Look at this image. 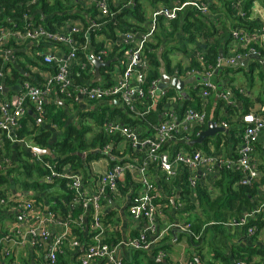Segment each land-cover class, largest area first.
I'll return each instance as SVG.
<instances>
[{
	"label": "built area",
	"instance_id": "built-area-1",
	"mask_svg": "<svg viewBox=\"0 0 264 264\" xmlns=\"http://www.w3.org/2000/svg\"><path fill=\"white\" fill-rule=\"evenodd\" d=\"M123 1L89 0L93 7L88 15L89 18L85 21L86 25L82 20L76 19L70 21L65 29L51 31L41 22H34L30 15H23L19 25L16 23L0 25V172L6 171L12 165V154L6 151L5 144L9 142L11 145H24L30 152L31 162L38 164L44 172L39 183L48 186L55 182H66V187L72 194L71 206L79 210L75 219L70 216L55 219L54 214L48 210L43 215L40 214V210L36 211L33 201L29 198L32 195L30 191L21 193L11 191L6 198H0L2 211L5 210L21 221L25 219L29 224V228L23 233L17 232L20 237L15 244L24 247L28 242L29 246L36 250L47 243L44 264H58V256L63 253L62 246L72 236V226L80 234H86L89 237V243L85 245H81L82 243L75 238L71 241L72 248L81 249L78 264H94L98 261L104 264H123V260L118 257V246L104 241L105 228L101 208L102 202L108 196L118 194L119 182L126 174L136 173L141 187L140 191L127 202V215L131 223L144 221L146 224L127 239L124 246L134 252L144 253L153 251L163 238L161 234H158L156 223L162 208L157 186L163 184L170 187V182L178 175V169L182 168L186 172V183L188 192L192 195L193 208L197 207L196 189L202 177L196 172L201 167L210 174L218 175L223 171L239 173V180L236 182L238 187H250L259 179V169L253 156L258 135L264 129V114L250 112L241 116L244 130L237 155L233 159L221 160L207 156L205 153L203 155L201 152L192 154L179 147L189 144L193 136L198 137L200 131L196 133L195 129L201 128L206 123L204 107L212 93H216V99L223 102L227 108L234 107L236 98L230 94V91L217 87L211 77L225 64L233 66L248 57H264V26L249 33L241 29H233L231 39L239 43L240 49L233 57L224 58L223 55H219L214 66L206 67L202 53L197 50L194 51L193 59L197 66L192 65L190 69H184L181 72L175 70L172 75L166 74L164 70L165 80L162 79L160 72L159 77L150 80L148 78L150 66L144 54V48L154 40L160 23L174 22L179 14L188 8L208 18L214 0L183 2L170 0L168 6L153 11L150 24L144 31L122 30L119 36L115 37L116 43L113 46L96 45L95 41L91 44L89 40L92 34L94 40L96 32L100 31L105 24H117L115 15L118 12L134 5V0H126L125 3ZM243 1H230L231 10L242 19L246 16L242 10ZM35 2L36 0L27 1L24 5L28 7ZM115 3L118 4L116 12L112 10L115 8ZM77 37L84 38L85 42H80ZM25 43H31L36 48L52 47L58 49L61 54L41 52L37 56L40 65L27 63L25 66L27 72L24 70V73H21L23 78L18 77L12 85H8L9 81L13 80L12 68L17 70L15 53ZM256 44H260L261 47H256ZM114 47L115 50H113ZM116 51L118 52L117 62L121 66L119 73L115 74L112 70L116 64L115 61L108 68H103L105 72L102 78H99V82H93L95 75L93 62L110 61L112 54ZM72 67L78 69L83 81H78L79 78L74 76ZM31 75L35 76L36 82L30 80ZM192 78H195L198 83L201 105L198 110L190 106L185 107L183 104L184 99L187 98L185 93L182 95L171 85L172 79L185 81ZM189 86L192 87V84ZM56 100L62 101L67 113L75 109L80 112L79 109L82 106H84L83 110L95 111L103 105L113 107L115 103L122 113L142 120L148 113L155 111L160 101L165 100L166 107L161 114H157V125L152 128L146 122L151 132L145 136L140 133L139 127L129 128L121 124L120 118L110 120L106 116L100 131L106 135L120 137L119 144L124 154L116 162L115 156L111 154V147L106 145L99 151L104 157L114 158V164L102 174L88 175L69 164L57 167L55 163L59 159L53 152V159L56 161L50 158L45 160L37 154L35 146L18 139L16 135L26 114H33L39 125L45 119V106ZM178 109L182 111L178 112ZM221 126L226 128L227 124L223 123ZM54 127L52 125V128ZM170 143L174 145L171 153L168 150ZM128 152L130 154L125 158L124 155ZM86 154L83 152L81 155L85 158ZM152 172L155 180H152ZM171 197L175 198L174 195ZM263 210L264 193L259 200L257 199V205L251 211L243 213L237 221L224 223L223 226L238 229L243 239L250 240L259 232L256 226L246 227V225L249 221L256 220ZM51 224L61 229L58 235L51 232L48 227ZM212 225L216 223L210 222L204 226ZM204 226L199 233L193 232L190 222L177 224L175 227L187 233L194 241H200ZM262 246L264 247V243ZM12 254V248L10 249L1 238L0 260H5L8 264H19ZM165 257L164 250L157 251L155 255L157 260H163ZM257 263L264 264V259L253 257L250 260L232 261V264ZM187 264H193V262L189 261Z\"/></svg>",
	"mask_w": 264,
	"mask_h": 264
},
{
	"label": "crops",
	"instance_id": "crops-1",
	"mask_svg": "<svg viewBox=\"0 0 264 264\" xmlns=\"http://www.w3.org/2000/svg\"><path fill=\"white\" fill-rule=\"evenodd\" d=\"M75 4L76 9H80L79 12L82 15L85 21L89 18L88 15L92 12L93 4L89 2V0H71ZM135 1V0H134ZM167 4H164L161 0H139L138 4L142 8L141 2H147L150 5V9L145 14V18L147 19L148 16V23L147 25L143 26V29L148 28L150 24L151 14L157 8L168 6L170 4V0ZM188 1V0H185ZM232 0H214V5L211 8L210 14L208 15V21L210 24L215 28V35L212 38L208 39V43L217 42L219 44L218 51L220 55H223L224 58L233 57L236 53L240 51L239 43L235 40H232L229 37L230 30L232 28H239L245 32H252L259 30L261 27L264 26V0H244L242 5V10L246 13L245 18L238 17L233 11H229V2ZM142 5V6H141ZM118 7V4L115 3V8ZM228 10V11H227ZM122 12V11H120ZM144 12V11H142ZM118 14V13H117ZM117 15H115V22L118 24ZM245 19V20H244ZM69 20L65 22L61 27L57 29H65L70 24ZM85 21L83 22L84 25ZM245 21V22H244ZM128 23H132L131 20ZM117 24H105L103 28L99 31L98 34H95L94 41L96 45H107L113 46L115 45V37L119 36L120 30L117 27ZM135 25V23H132ZM113 38L108 37L107 34L111 33V26ZM242 25L244 26L243 28ZM110 26V27H109ZM141 27V26H140ZM56 29V28H55ZM131 31H134V28H131ZM130 30V29H129ZM68 31V30H65ZM141 31V30H138ZM110 36V35H109ZM205 39L199 38L195 45L188 46L186 50L187 53H173V59L176 57V61L181 64V70L186 69L188 66L193 64L194 59V51L198 50V47L205 48L204 44ZM256 47H261L260 44H256ZM115 50V47L113 48ZM192 50V51H189ZM50 52L53 55L61 54L58 49H54L52 47H43V48H36L31 43H25L21 46V49L15 53L17 59V70L18 74L24 73L25 66L27 63L32 60L33 62L36 61L39 63V54L41 52ZM177 54V55H176ZM118 52H114L112 54L111 63L116 61L113 69L115 74H118L121 66L118 65ZM171 55V54H170ZM34 65V64H32ZM226 67V66H225ZM253 67V68H252ZM252 68V69H251ZM226 69H230L231 71L226 72L223 77H218V82L221 84V87L225 90L234 89L238 91V93L242 94L246 99H248L252 106L249 109V112H253L256 114H264V57L261 58H252L248 61L246 66L238 65L237 67H226ZM72 73L75 77L79 78L78 81L82 80L79 71L76 67H72ZM25 72H27L25 70ZM105 70L103 68L99 70L100 79L102 78ZM217 75L219 71L216 72ZM34 75V74H33ZM30 80L32 82H36L35 76H30ZM93 82L96 81V76L92 80ZM86 83V82H84ZM198 83L194 81L192 83V87L187 85L184 88V93L187 99L192 102V107L198 104L199 100L198 95L199 93H195L198 91L197 89ZM192 88V89H191ZM191 91H192V99H191ZM190 93V94H189ZM234 97L236 96L233 94ZM186 99V98H185ZM65 112H68L66 107L63 106L62 101H55ZM51 103V104H54ZM64 105L65 102H64ZM100 106V105H98ZM107 106L110 110L113 111L114 109L109 105ZM113 106L117 107L114 103ZM208 109V107H210ZM216 106V93H212L205 104L204 110L206 112V118L213 117L214 107ZM84 108V106H82ZM82 108L79 111H90V110H83ZM89 109V108H86ZM120 111V109L117 107ZM74 112L76 111L73 110ZM73 111L69 112L72 113ZM122 113V112H120ZM31 114V113H30ZM124 115H127L123 113ZM247 114V113H246ZM242 113V103L235 102L234 107L232 110H224L221 108L220 112L217 115V122H213L215 127H221L224 129L223 132L216 133L212 138H208L205 146H201V148H192V154L201 152L207 155L212 156L217 159L226 160V159H233L237 155L238 148L241 143L244 125L241 122ZM129 117V115H128ZM33 118H35L33 116ZM120 118L116 116L114 119ZM211 119L207 120L206 123L202 126L200 132L205 131L207 129V123ZM227 124L226 128H223L222 124ZM86 125L90 126L91 132L87 135L92 137L96 135L101 128L96 130V123L92 117L86 119ZM150 125V124H149ZM151 126V125H150ZM154 127V126H153ZM152 127V128H153ZM146 128H149L146 126ZM140 133L143 134L141 128L139 127ZM145 130V128L143 129ZM150 134V133H149ZM144 135V134H143ZM91 138V137H90ZM196 139V138H195ZM204 140V141H205ZM203 141V142H204ZM202 142V143H203ZM201 143V144H202ZM200 144V145H201ZM199 145V146H200ZM193 147V146H192ZM176 148V147H175ZM122 146L121 144H117L115 149V159L116 162L118 159L123 157V151L121 152ZM181 150H185L183 147H179ZM168 150L173 152L174 145L172 143L169 144ZM88 153L89 151H85ZM187 152V151H186ZM91 153V152H90ZM16 153H12V159L16 160ZM130 152L126 153L124 157L126 158ZM115 159H109L107 157L100 158L95 161H90L84 164L83 173L90 174V175H97L104 173L108 167L110 166L109 161L112 160L115 162ZM253 159L259 169V179H264V129L259 133L256 143V149L253 156ZM197 175H202L200 181L198 182V188L196 189V193L199 189L202 191H207L206 193L211 197L215 198L219 195L220 190L216 185L218 184V179L221 177L220 174H210L206 173L204 167H201L196 172ZM87 178V176H85ZM183 177V170L178 169L177 177L170 182V187H166L163 184H158L157 190L160 195V203H161V212L158 214L156 223H157V230L158 234H161L163 238L160 240L161 243H158L156 248L151 252H143L139 254V252H134L127 247L124 246V242L129 239L131 236L136 234L141 227H145V222L142 221L141 223H131L130 219L126 212V205L129 199L136 195L140 191V185L138 183V175L133 173L132 175L126 174L124 179L119 182L118 185V194L115 196H108L102 202L101 213L103 215L104 220V241L108 244H112L114 246H118L117 253L118 257L123 260V264H187L189 261H192L193 264H222L221 258L215 257L213 253V247L218 241V234L217 236L213 233H210V229L207 228L210 226H204L205 228L201 231V242L197 247L190 243V237L187 233L180 231L175 226L177 224H183L186 222L191 221L194 218L196 220L203 221L205 218L212 217L210 212H205L203 209L199 207L198 202L196 201L197 207L192 206V195L188 192V195H185V198L188 201V205L190 207V211H187V215L185 212L186 199L182 198V182ZM155 180V176L152 172V180ZM40 181V177L37 179V182ZM60 182H55L53 185H46L47 187L42 188L41 190H37L35 192H30L32 195L29 197L36 207V211L40 210V214L43 215L46 210L52 212L55 219H64L68 216L72 217V219L76 218V213H72V210H75L71 206V192L65 188H61ZM186 183V182H185ZM22 191H18L21 193ZM171 195H174L171 197ZM69 197V213L65 215L61 213L57 207L59 208L61 205L63 207L66 206L67 202H65L64 197ZM198 199V194H196ZM196 199V200H197ZM185 204V205H183ZM71 209V210H70ZM55 210L56 212L54 213ZM78 215V214H77ZM74 216V217H73ZM260 217L264 221V210L260 214ZM205 225V224H204ZM51 229V232L54 235H58L61 232V229L55 225H48ZM29 228V224L24 219L21 221L18 218H15L12 214L7 213L3 210V216L0 217V239L5 242V244L12 248L13 250V258L17 260L19 264H44L45 263V251L47 247V243L43 244L42 248L40 249H32L28 242L25 243V246H19L15 244V242L19 241V235L17 232L23 233L26 229ZM74 226H72V236L67 239L63 246L62 250L63 253L58 256V264H78V255L81 251L75 250L71 247V241L73 239H77L82 243L81 245H85L89 243V237L86 234L83 235L82 239L79 237V234L74 230ZM213 232V231H212ZM224 232L227 235V240L224 241L223 247L221 249V253L223 255L229 256L231 254V250L239 248H246V247H260L264 243V228L259 231L258 235L254 238L247 240L243 239L242 233L233 227H224ZM216 237V238H215ZM199 248V250H197ZM164 250L166 252V257L163 260L155 259V255L157 251ZM0 264H8L5 260H0ZM94 264H104L100 263V261Z\"/></svg>",
	"mask_w": 264,
	"mask_h": 264
},
{
	"label": "trees",
	"instance_id": "trees-1",
	"mask_svg": "<svg viewBox=\"0 0 264 264\" xmlns=\"http://www.w3.org/2000/svg\"><path fill=\"white\" fill-rule=\"evenodd\" d=\"M27 1L31 0H0V25H11V23H16L17 25H19L23 15H30L34 22H41L47 29L51 31H53L55 28L57 29L61 27L65 22L69 20L80 19L83 22L85 21V19H83L82 15L79 12L80 9H76L75 4L71 0H36L34 5L31 4L28 7L24 5ZM161 1L164 4H167L169 2L168 0ZM179 1L183 2L185 0ZM138 2L139 0H135L133 2L134 5H131V7L128 8H124L122 12H118L116 19L118 21L117 27L120 30L125 31L134 28L133 30L135 31H144L146 29H143L146 20L145 13L140 10L141 7L139 6ZM119 7L121 8V5ZM112 10L114 12L118 11L117 8ZM229 11L232 12L231 8H229ZM129 20H131L132 23H135V25H133L132 23H128ZM112 27L113 26H111V33L107 35L108 37L113 38L114 36L112 33ZM234 27L232 28V30L239 29ZM243 27L244 26L242 25L241 28ZM161 28H163L164 31ZM158 29L162 33V37L159 36L157 30L154 36V39L156 38V42L153 43V40L144 48V54L147 56L148 63L150 66L148 77L150 80L160 76L159 69L161 66H163L166 74L168 75H172L175 70L181 72V67L179 64H175L174 67L171 66V60L169 58V55L173 52L181 54L187 53V47L189 45H195L199 38L205 39L204 44H202L205 46V48L202 49L201 46H199L198 51L202 53L206 67L209 65L214 66L217 63V59L220 55L218 51L219 44L217 42L208 43V39L212 38L215 35V28L210 24L207 17H202L196 11L188 8L185 9L182 13H180L178 19L174 22L167 24L160 23ZM96 33L98 34L99 31ZM92 35L89 41L91 44H94ZM229 37L231 38V30L229 32ZM77 39L80 42H85L84 38L77 37ZM171 39L179 41L180 46H168ZM29 63L40 65V60L39 63L33 62L32 60H30ZM192 65L193 67L197 66L195 60H193V64L188 66L185 70L190 69ZM217 71H219L218 75L216 73ZM217 71L213 74L211 80L217 85V87H221L220 83L217 81L218 77H223L226 72L231 70L226 69V67H220L219 69H217ZM18 77L23 78L21 74H18L17 70L12 68L11 78H13V80L9 81L8 85H12L14 80H16ZM229 91L233 97V94L236 95V102L242 103V113H248L250 107L252 106V103L248 99H246L242 94L238 93V91L234 89H231ZM196 93H198V91L193 93V95ZM197 99L199 100V102L197 105H195V107H192V102H190V100L187 98L184 99L183 104L185 107L190 106L193 109L198 110L201 106L199 96ZM47 106H51L52 108L48 109ZM74 107L77 108L78 106ZM165 107L166 101H160L157 107L155 108V111H151L150 113H148L145 116L144 120L135 119V117L131 116L128 117V114L124 115L123 113H120L121 111H119L117 107L114 106L112 107L114 109L113 111H109L110 109L107 106H100L95 111H85V114L81 113L80 116L81 118H85L86 116L92 117L95 120L97 128L102 127L104 123V118L106 116H108L110 120L114 119L116 116H119L121 124L129 128L140 127L144 134L143 136H145L151 132V129L146 128V122L152 127L157 125V114H161ZM46 108L48 109V114H45V119L39 125L37 124L36 119L33 118V114H26L22 119L21 128L18 130L16 135L18 139H21L24 142L41 149H45L49 145L48 143H51V150L59 159V161L55 163L57 167L69 164L74 169L83 170L85 163L104 158L103 153H101L99 150H101L106 145L111 147V154L115 155V149L117 144L120 142V137H118L117 135H106L105 133H103V131H99L96 133V135L87 140L86 136L91 132L90 126L83 127L81 123L73 124L66 122V114L68 113L66 112L65 114L64 111L62 113V110L57 103L46 105L45 111ZM209 108H211V106L208 107V109ZM221 108L224 110H232L227 108L225 104L219 99H216V106L213 108V117L206 118V121L211 119L212 122H217L216 118ZM177 111L181 112L182 109H178ZM50 112H52L53 114H58L60 112V118H50ZM55 124L59 126L60 135H54L51 133V129H53L52 125L55 126ZM144 128L145 130H143ZM201 129L202 126L201 128L197 127L195 129V132L197 133V131H201ZM51 134L54 137L52 139ZM195 138L196 137L193 136L192 140H194ZM207 142L208 140H205L200 146L195 145L193 147L189 146V144L186 143L182 145V147L188 153H190L192 152V148H201V146H205ZM5 146L6 151L8 153H16V160L12 159L11 167L6 171L0 172V198H6V195L10 194L11 191H17V188L21 189L22 192H35L37 190H41L42 188L47 187L46 185L37 182V179L41 177L44 172L38 164L31 162L30 152L25 148L24 145H11L9 142H7ZM85 151L89 152L86 154L85 158H83L81 154ZM44 159L49 160L48 157H44ZM109 164L113 165L114 161L110 160ZM182 170L183 191L181 196L182 198L184 197V199H186L185 195H188L189 190L187 188V183H185L187 180L185 174L186 172L184 169ZM33 173L36 177V180H33L31 177ZM221 174L222 175L217 182L218 184L216 185V187H218V189L220 190V193L217 197L211 198L206 193L207 191L204 192L201 189L198 190L197 194L199 207L203 209L205 214H207V212H210L212 214V217L208 215L207 218L200 222L199 220H196V218H194L192 220V230L194 233H199L201 227L204 226V224L206 225L210 222L216 223V225H212L207 229L213 231V237L214 234H220V236H218L217 243L212 249L215 257L221 258L222 264H232V261L236 259L250 260L253 257L263 260V246H250L243 249L239 247H236V249H234L233 247L229 256L223 255L224 253H221V249L223 247L224 241L228 238L224 232L223 224L228 223L230 221H237L243 213L251 211L257 205V199L259 200L260 196L264 193V179L261 178L257 181H254L250 187H238L236 186V182L239 180V173H229L223 171ZM19 177H22L21 183L18 182ZM59 184L61 188L66 187V182H60ZM1 188L7 190V193L5 195ZM64 200L65 202H67L66 206L63 207L61 205L59 208L57 207L56 209H60L59 211H61V213L65 215L66 213L70 212L68 202L69 197H64ZM186 204L187 205L185 206V212L187 213V211H190L187 199ZM53 211L54 213L56 212L55 210ZM72 213H76L75 216H77L79 210H72ZM1 216H3V211L0 209V217ZM189 222L191 223V221ZM249 226H256L259 232L264 228V221L260 216H258L256 220L249 221L246 227ZM74 230L79 234V237L82 239L83 235L80 234L76 228H74ZM200 242L201 239L200 241H194L192 238H190V243L195 247H197ZM197 250H199V248H197ZM141 253L143 252H139V254Z\"/></svg>",
	"mask_w": 264,
	"mask_h": 264
},
{
	"label": "water",
	"instance_id": "water-1",
	"mask_svg": "<svg viewBox=\"0 0 264 264\" xmlns=\"http://www.w3.org/2000/svg\"><path fill=\"white\" fill-rule=\"evenodd\" d=\"M250 59H251V57H248V58L244 59L243 61H240V62L236 63L233 66L225 64L222 67H225V66L226 67H237L238 65L246 66V64L248 63V61ZM111 62H112L111 60L110 61H106L104 63L93 62L94 72H95V76H96V81H95L96 83L99 82V78H100L99 70L101 68H108L110 66ZM160 75L162 76L163 80L166 79V77L164 75L163 66L160 67ZM194 81H196L195 78L188 79V80H185V81H181L179 79H172L171 80V85L175 89H177L179 92H181V94L183 95L184 94L183 91H184L185 86L191 85ZM223 131H224V129H222L221 127H215L214 123L210 120L207 123V129L205 131L200 132L198 137L196 139L192 140L189 143V146L200 145L205 139L212 138L216 133L223 132ZM48 144L49 145L45 149H41V148L36 147L35 150H36V152H37V154L39 156L48 157V158L52 159L53 161H56V159H53L54 155H53L51 147H50L51 143H48Z\"/></svg>",
	"mask_w": 264,
	"mask_h": 264
},
{
	"label": "rangeland",
	"instance_id": "rangeland-1",
	"mask_svg": "<svg viewBox=\"0 0 264 264\" xmlns=\"http://www.w3.org/2000/svg\"><path fill=\"white\" fill-rule=\"evenodd\" d=\"M125 2H126V0H124ZM123 1V2H124ZM124 2V3H125ZM142 3V8L140 9L141 11H144L143 13H145V14H147V12L149 11V9H150V5L147 3V2H141ZM122 4V3H121ZM140 6V5H139ZM113 9H115V8H113ZM146 19V18H145ZM147 23H148V16H147V19L145 20V23H144V25H147ZM163 31H164V29L163 28H161ZM158 34H159V36H161L162 37V33L159 31V29H158ZM156 42V38L154 39V41H153V43H155ZM168 46H180V43H179V41H175V40H173V39H171V41L169 42V45ZM173 53H175V52H173ZM173 53H171V55H169V58H170V60H171V66L172 67H174V65L175 64H179L180 65V67H181V64L178 62V61H176V57L173 59V56L174 55H172ZM179 54V53H178ZM177 55V54H176ZM47 108L48 109H51L52 107L51 106H47ZM46 108V115L48 114V112H47V109ZM61 108V107H60ZM61 110H62V113H63V109L61 108ZM50 111V110H49ZM52 111V110H51ZM81 113H84V111H81V112H78V110H76L75 112L73 111L72 113H68V114H66V122H68V123H73V124H80L81 123V125L83 126V127H89L88 126V124L86 125L85 123H86V119H88L89 117L88 116H86L85 118H81V116H80V114ZM59 114H60V112L58 113V114H53L52 112H50V118H52V119H55V118H58L59 117ZM85 114V113H84ZM61 115V114H60ZM79 116H80V118H79ZM60 118V117H59ZM49 120H51V119H49ZM96 128V130H98V128H97V126L95 127ZM51 133L52 134H54V135H60V131H59V126L57 125V124H55V127L53 128V129H51ZM61 133H62V130H61ZM51 134V139L52 138H54L53 137V135ZM90 137H92V135L91 136H89V135H87L86 136V138H87V140L90 138ZM29 158V157H28ZM30 160H31V157H30ZM16 176V175H15ZM32 179L33 180H36V177H35V175H34V173L32 174ZM18 182H22V177H19L18 178ZM1 190L4 192V195L7 193V190H5L4 188H1ZM21 189H19V188H17V191H20ZM14 191H16V190H14ZM210 233H212V231L210 230Z\"/></svg>",
	"mask_w": 264,
	"mask_h": 264
}]
</instances>
